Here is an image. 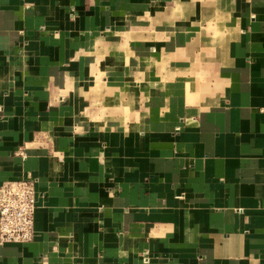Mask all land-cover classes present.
<instances>
[{"label": "crops", "instance_id": "0c3cea01", "mask_svg": "<svg viewBox=\"0 0 264 264\" xmlns=\"http://www.w3.org/2000/svg\"><path fill=\"white\" fill-rule=\"evenodd\" d=\"M0 264H264V0H0Z\"/></svg>", "mask_w": 264, "mask_h": 264}, {"label": "built area", "instance_id": "2783aa9c", "mask_svg": "<svg viewBox=\"0 0 264 264\" xmlns=\"http://www.w3.org/2000/svg\"><path fill=\"white\" fill-rule=\"evenodd\" d=\"M33 181L20 179L0 184V246L32 239Z\"/></svg>", "mask_w": 264, "mask_h": 264}]
</instances>
